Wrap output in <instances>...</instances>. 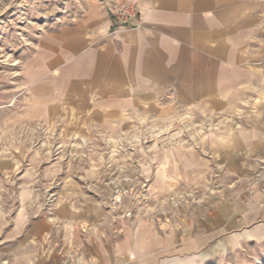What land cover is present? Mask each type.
Wrapping results in <instances>:
<instances>
[{
	"label": "crops",
	"instance_id": "1",
	"mask_svg": "<svg viewBox=\"0 0 264 264\" xmlns=\"http://www.w3.org/2000/svg\"><path fill=\"white\" fill-rule=\"evenodd\" d=\"M119 1L87 0L43 36L28 69L36 101L66 125L109 132L169 103L226 114L251 106L206 140L210 160L242 169L264 148V0H131L137 26L119 24ZM204 158L195 146L162 150L150 184L200 174ZM69 178L0 185V264H145L136 229L103 213L102 185Z\"/></svg>",
	"mask_w": 264,
	"mask_h": 264
},
{
	"label": "rangeland",
	"instance_id": "2",
	"mask_svg": "<svg viewBox=\"0 0 264 264\" xmlns=\"http://www.w3.org/2000/svg\"><path fill=\"white\" fill-rule=\"evenodd\" d=\"M86 1L0 0V185L64 176L97 182L103 213L119 218L122 229H136L143 242L136 258L145 264H264V148L237 171L210 160L206 143L247 110L214 113L169 103L109 132L66 125L65 113L36 101L28 75L34 52ZM179 146L199 148L200 174L182 171L150 184L161 151ZM216 214L221 219L214 222Z\"/></svg>",
	"mask_w": 264,
	"mask_h": 264
},
{
	"label": "built area",
	"instance_id": "3",
	"mask_svg": "<svg viewBox=\"0 0 264 264\" xmlns=\"http://www.w3.org/2000/svg\"><path fill=\"white\" fill-rule=\"evenodd\" d=\"M111 12L121 25L132 23L137 26L142 20L140 8L131 0L119 1L111 7Z\"/></svg>",
	"mask_w": 264,
	"mask_h": 264
},
{
	"label": "bare ground",
	"instance_id": "4",
	"mask_svg": "<svg viewBox=\"0 0 264 264\" xmlns=\"http://www.w3.org/2000/svg\"><path fill=\"white\" fill-rule=\"evenodd\" d=\"M240 238V237H239ZM235 240V239H234ZM239 241V239H237ZM226 250V249H225Z\"/></svg>",
	"mask_w": 264,
	"mask_h": 264
}]
</instances>
